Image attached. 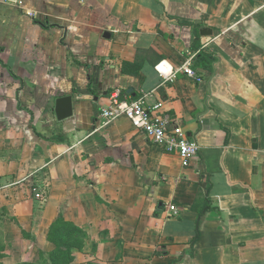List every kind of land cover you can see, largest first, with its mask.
<instances>
[{
  "label": "crops",
  "instance_id": "crops-1",
  "mask_svg": "<svg viewBox=\"0 0 264 264\" xmlns=\"http://www.w3.org/2000/svg\"><path fill=\"white\" fill-rule=\"evenodd\" d=\"M188 51L203 81L167 80ZM116 90L161 103L200 145L190 165L125 116L99 126ZM15 180L0 264L49 255L60 215L72 264H264V0H0V186Z\"/></svg>",
  "mask_w": 264,
  "mask_h": 264
},
{
  "label": "built area",
  "instance_id": "built-area-1",
  "mask_svg": "<svg viewBox=\"0 0 264 264\" xmlns=\"http://www.w3.org/2000/svg\"><path fill=\"white\" fill-rule=\"evenodd\" d=\"M199 51H188L184 63L177 69H172L167 73L161 74L167 80H173L176 74L184 72L188 77L201 82L203 78L193 68V59ZM111 104L103 108L100 127H104L116 119L125 116L132 125L141 130L153 143L162 146L167 152L178 153L183 161L184 166L190 165L192 158L200 151V145L196 140L189 138L182 127L173 124L171 114L161 111V103L153 105L148 104L145 96L137 98H127L121 96V91L116 90L111 95ZM21 181H12L3 187L19 184ZM35 196L42 202L46 200L45 191L39 187L33 188ZM171 209L177 211L176 206L172 205Z\"/></svg>",
  "mask_w": 264,
  "mask_h": 264
},
{
  "label": "trees",
  "instance_id": "trees-1",
  "mask_svg": "<svg viewBox=\"0 0 264 264\" xmlns=\"http://www.w3.org/2000/svg\"><path fill=\"white\" fill-rule=\"evenodd\" d=\"M44 22L45 21H43L42 23ZM134 72L136 71L134 70ZM79 231L80 230L77 229L72 224H67L65 221H63V216L60 215L49 234V238L56 244V248L49 253L48 258L44 262L46 264H72L74 260V255L72 251V244H73L72 235L75 232H79ZM21 264H37V263L31 262V263H21Z\"/></svg>",
  "mask_w": 264,
  "mask_h": 264
},
{
  "label": "water",
  "instance_id": "water-1",
  "mask_svg": "<svg viewBox=\"0 0 264 264\" xmlns=\"http://www.w3.org/2000/svg\"><path fill=\"white\" fill-rule=\"evenodd\" d=\"M202 33L209 34L206 29L202 30ZM56 114L59 120H64L73 114V99L72 96H63L57 100Z\"/></svg>",
  "mask_w": 264,
  "mask_h": 264
},
{
  "label": "rangeland",
  "instance_id": "rangeland-1",
  "mask_svg": "<svg viewBox=\"0 0 264 264\" xmlns=\"http://www.w3.org/2000/svg\"><path fill=\"white\" fill-rule=\"evenodd\" d=\"M48 258V255L46 256H41L40 260H37V264H46L44 261Z\"/></svg>",
  "mask_w": 264,
  "mask_h": 264
}]
</instances>
